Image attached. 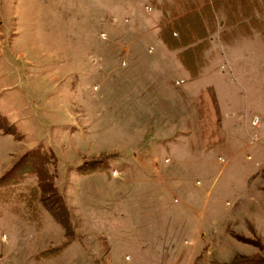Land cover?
Listing matches in <instances>:
<instances>
[{
	"label": "rangeland",
	"instance_id": "1",
	"mask_svg": "<svg viewBox=\"0 0 264 264\" xmlns=\"http://www.w3.org/2000/svg\"><path fill=\"white\" fill-rule=\"evenodd\" d=\"M158 1L0 0V264H264V27Z\"/></svg>",
	"mask_w": 264,
	"mask_h": 264
},
{
	"label": "crops",
	"instance_id": "2",
	"mask_svg": "<svg viewBox=\"0 0 264 264\" xmlns=\"http://www.w3.org/2000/svg\"><path fill=\"white\" fill-rule=\"evenodd\" d=\"M154 1L152 0V2ZM164 2L163 0L158 1L159 5H161L159 9L165 12L164 8L168 7L172 11V16L174 15L173 18H176L178 22L179 20L184 22L183 24L187 25L188 29L192 28V37H195V39H197V36L210 35L215 30L217 31L221 28H224L225 34L229 36L240 34L257 35L258 31L264 27V0H172L170 4L163 5ZM259 6H261L260 11ZM207 18L214 19L217 26L214 24V27L211 25L209 27H202L204 30L200 28L201 26L194 25L195 28H193L192 24H195V21L200 22L202 19L205 21ZM169 20H172V18ZM253 20H256V22L254 23ZM259 20L261 21L260 24ZM187 21H190L191 26ZM202 45L204 46V44ZM160 50L162 49L160 48ZM146 121L150 123L144 126V133L152 131V123L154 121L155 123L160 122L159 119L156 121V118L153 116L149 117ZM133 224L130 226L135 228ZM138 256L139 251L137 250L134 260Z\"/></svg>",
	"mask_w": 264,
	"mask_h": 264
},
{
	"label": "trees",
	"instance_id": "3",
	"mask_svg": "<svg viewBox=\"0 0 264 264\" xmlns=\"http://www.w3.org/2000/svg\"><path fill=\"white\" fill-rule=\"evenodd\" d=\"M260 10H261V6H259V11ZM192 21L194 22V20ZM255 22L256 20L254 21V23ZM194 25L198 26L196 25V23ZM49 157L50 155H47V153H45L44 151L40 152L39 150L36 153L30 155H27V153H25L23 156H21L19 161H17V164L14 166V171L17 172L11 177L9 176L7 177L6 175L2 176L1 177L2 180L0 179V183L3 185H16L20 183L24 178H26V176L33 175L36 177L37 180L36 189L39 190L40 193H44L46 189H45V184L42 182V180L46 179V173L44 171V167L46 166ZM8 179L9 181H6ZM49 188H51L50 185L47 186L48 190Z\"/></svg>",
	"mask_w": 264,
	"mask_h": 264
}]
</instances>
